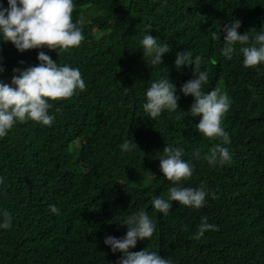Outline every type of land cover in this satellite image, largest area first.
Here are the masks:
<instances>
[{
  "label": "trees",
  "instance_id": "obj_1",
  "mask_svg": "<svg viewBox=\"0 0 264 264\" xmlns=\"http://www.w3.org/2000/svg\"><path fill=\"white\" fill-rule=\"evenodd\" d=\"M73 3V22L85 19L77 48L20 53L0 39V80L10 82L14 68L37 65L44 51L58 66L78 68L87 86L71 99L50 101L52 126L17 121L0 138V211L12 217L9 229L0 228V264H117L122 253H113L104 238L123 237L127 225L119 222L140 211L156 231L130 251H157L172 264H264V63L244 67L240 45L226 60L224 33L216 40L211 35L233 20L241 22V34L264 32V0ZM0 5L7 7V0ZM146 34L170 48L158 66L143 56ZM181 50L202 58L201 70L209 76L203 91L220 88L231 100L221 123L230 138L223 145L232 154L228 164L212 166L204 159L221 141L196 130L200 117L189 113L193 97L180 91L194 78V64L177 69ZM166 76L176 86L178 109L149 119L146 91ZM125 140L138 147L122 151ZM168 145L182 148V159L193 166L179 186L203 184L215 199L209 195L200 209L173 201L167 216L152 207L153 197L167 199L175 186L159 168ZM205 217L218 230L196 240Z\"/></svg>",
  "mask_w": 264,
  "mask_h": 264
},
{
  "label": "clouds",
  "instance_id": "obj_2",
  "mask_svg": "<svg viewBox=\"0 0 264 264\" xmlns=\"http://www.w3.org/2000/svg\"><path fill=\"white\" fill-rule=\"evenodd\" d=\"M7 7L0 5V39L11 42L20 53L26 50L47 48L61 52L80 46L84 40L82 26L85 23L81 15L73 22L72 13L75 9L73 0H7ZM241 27L239 20H233L219 25V32H212V39H220L224 33L221 55L231 60L236 46L240 45L239 52L243 56V66L255 68L264 63V32L250 35L248 31L238 32ZM150 32L151 25H146ZM143 56L149 57L153 66L162 63V56L170 51L167 44L157 42L155 36L146 34L141 40ZM38 64L24 69L14 68L10 82L0 80V138L7 135L14 124L31 120L43 126H52L54 117L49 114L52 108L50 101L71 99L79 92L86 90L78 68L69 65L58 66L44 51L37 55ZM23 64L24 61H20ZM202 58H194L190 53L179 51L174 61L179 70L183 65L194 64V78L185 82L180 91L184 96L191 95L193 103L189 113L193 117L199 116L196 130L210 141L219 140L213 144L209 153L204 156L209 165H225L231 162L232 154L226 145L230 142L228 133L221 126L224 115L229 111L231 100L226 92L220 88L203 91V85L208 83L209 76L206 70H201ZM4 68L0 66V72ZM179 96L176 95V86L167 76L151 84L146 91V102L143 109L149 119L155 120L165 110L178 109ZM255 95L252 99H257ZM131 140H125L121 150L128 152L137 148ZM184 150L170 145L163 148V156L159 158V168L162 175L173 185L168 191L167 199L153 197L152 207L167 216L172 208V202L194 209L202 208L209 195H215L201 184L199 188L180 187V182L188 180L193 175V166L189 161L182 159ZM194 158H200L198 150L193 151ZM5 181L0 177V184ZM50 211L59 214L55 205H50ZM2 222L0 228L9 229L12 226V217L7 210L0 211ZM120 224L127 225L126 234L117 238L106 236L104 244L110 246L113 253L122 255L117 264H172L169 259L161 257L157 251L145 248L139 251H130L135 248L137 241L150 239L156 231V224L146 211L129 215ZM217 231L218 226L209 224L205 217L193 238L201 239L206 231Z\"/></svg>",
  "mask_w": 264,
  "mask_h": 264
},
{
  "label": "rangeland",
  "instance_id": "obj_3",
  "mask_svg": "<svg viewBox=\"0 0 264 264\" xmlns=\"http://www.w3.org/2000/svg\"><path fill=\"white\" fill-rule=\"evenodd\" d=\"M135 186H140V185H135Z\"/></svg>",
  "mask_w": 264,
  "mask_h": 264
}]
</instances>
